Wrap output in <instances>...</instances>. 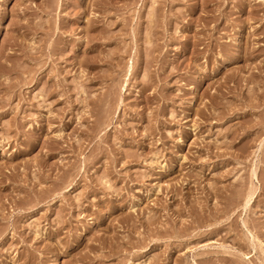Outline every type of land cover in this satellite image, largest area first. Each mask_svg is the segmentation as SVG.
I'll return each mask as SVG.
<instances>
[{"label":"rangeland","instance_id":"obj_1","mask_svg":"<svg viewBox=\"0 0 264 264\" xmlns=\"http://www.w3.org/2000/svg\"><path fill=\"white\" fill-rule=\"evenodd\" d=\"M0 264H264V0H0Z\"/></svg>","mask_w":264,"mask_h":264},{"label":"bare ground","instance_id":"obj_2","mask_svg":"<svg viewBox=\"0 0 264 264\" xmlns=\"http://www.w3.org/2000/svg\"><path fill=\"white\" fill-rule=\"evenodd\" d=\"M259 244H260V242H259ZM261 245V244H260Z\"/></svg>","mask_w":264,"mask_h":264}]
</instances>
